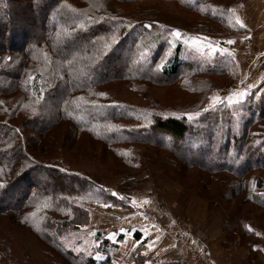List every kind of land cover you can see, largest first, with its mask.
Instances as JSON below:
<instances>
[{
	"label": "trees",
	"instance_id": "trees-1",
	"mask_svg": "<svg viewBox=\"0 0 264 264\" xmlns=\"http://www.w3.org/2000/svg\"><path fill=\"white\" fill-rule=\"evenodd\" d=\"M35 1L29 0V5L30 8L37 10L38 2L42 0ZM177 1L193 11H198L200 13L198 15L208 19L207 21L223 23L227 29L230 27L227 19L234 20L232 30L236 31L235 28L238 26V33H245L235 20L233 10L227 11L220 6H211L213 0H194V4L189 0ZM22 2L23 0L15 3L13 0L7 1L3 9L5 13L0 12V15L2 14L0 38L6 40L7 33L10 32V43H0V195H4L0 196L1 213H10L15 218L20 216L24 219L22 213L36 206L39 209L47 208L54 214H64L67 217L63 220L47 218L41 222L43 227L47 221L44 230L48 233L46 239L42 237L41 241H47L46 245L52 249L49 254L53 252L62 254L66 256L69 264H115L112 260L113 253L120 250L128 228L123 232H117L115 229L107 232L98 231L96 234L102 238H99V235L96 237L97 240L94 242H98L99 246L94 247L90 256L87 254L78 256L72 249H67L58 238L63 232L70 234L84 231L90 225L92 214H89V204L99 205L110 213L114 210L125 211L134 208L124 198L125 193L131 191L128 189H133L132 186L127 188L128 185H122V191L126 192L119 194L95 184L90 177L70 172L60 166L64 165L57 160L61 156L57 158L51 156V152L56 149L64 151L68 142H72L71 147L78 144L79 148L85 151L82 146L87 140L94 147L102 149V157L106 158L111 152L117 168L107 167L98 157L96 160L104 168L103 174L118 178L146 167L141 161L144 156L139 152L134 154V149L153 151L147 157L148 161L160 164L163 170L173 175L181 187L197 190L203 199L221 205L227 210L229 219L225 222L224 229L225 233L230 234L229 237L252 236L254 221L264 227V160L258 159L254 164H250L255 157L264 159L263 101H256L250 95L245 101L244 99L241 102L237 101L232 106V114L228 112L230 105L224 109V115L229 118L234 119L244 114L236 122L237 136L232 142L227 141L230 149H233L232 155L238 160L242 158V168L228 164L230 155L225 153L226 143L222 147L224 156L213 155L211 148L208 151L211 156L222 158L223 163L216 160L212 163L210 160L207 162L201 157L202 154L193 158L195 150L188 147V141L197 132L195 124L200 122H195L194 118L191 119L183 112V115H175L172 112L163 116L158 114L159 112L151 111L150 120L142 122L127 115L117 116L116 112L109 110V106L99 103L103 95L101 93H104L101 86L114 81V78H118L115 79L118 82L126 80L127 77L133 81L142 80L138 85L140 89L142 86H157L164 83L172 85L181 76V69H187L190 74L187 77H190L189 79L196 77L197 80L202 78L201 86L205 88L208 76L220 77L235 67L232 53L223 50L221 52L219 49V53L223 55L216 67L211 65V60L218 57L219 53L208 54L211 59L207 57L204 60L200 56L201 51L198 54L191 52L192 55L188 54L183 58L182 52L184 48L186 50L185 43L188 38L184 37L183 41L178 36L171 35L172 29L166 24L148 18L133 24L134 20H128L120 14L117 16L106 14L101 18L94 11L95 20L85 24L86 33L90 34L86 35L94 39L91 43L86 42L84 49L91 50V53L79 51L74 61L72 59L74 53L69 54V59L63 60L60 45L58 46L62 35L59 23H54L52 19L47 20L41 15L42 19L33 27L26 24L27 17L19 16H17L19 19H16L17 26L12 25L11 28L7 24L11 22V17L16 15L14 11ZM57 5L58 3L54 4L55 8ZM52 8L53 12L55 8ZM35 10L29 12L30 21L36 15ZM71 29V26L66 27L67 36L70 38ZM84 34L85 32H81L80 36L83 37ZM107 35H112L113 38L110 39ZM191 35L198 41L197 46H201L203 52H208L210 45L207 44L211 42V36L205 35V38L199 36L198 39ZM14 38H18L19 42L14 41ZM71 40L73 39L69 42L70 49L77 43L73 40L75 43L72 44ZM218 41L219 47L226 44L223 39ZM126 44H129L128 52L123 48ZM168 48H171V53L163 59ZM122 52L125 54V60L131 62L145 57L146 73H133L131 68L127 69L125 66L121 71L115 70L113 74L104 76L100 75L99 68L92 69L85 71L92 78L88 82L89 86L85 89L75 87L77 66L73 62L79 59L85 63V69L90 66L88 63H92L93 59L100 58L103 67L112 60L115 61L116 57L120 59ZM163 77L165 79L161 80ZM195 83L194 79L193 84ZM199 83L200 81L198 85ZM251 110L253 117L248 115ZM146 111L149 112V108ZM204 114L205 112L200 116ZM122 118H128L130 125ZM209 118L215 117L210 114ZM119 122L124 123L118 124ZM251 128H255L258 134L255 133L256 141L251 142L255 144L249 148L246 144L253 133ZM84 156L94 158L88 153ZM195 169H199L200 173L193 172ZM252 172L257 174L252 179L246 178ZM207 188L210 191L215 189L216 195L213 196L210 192L209 194ZM12 201H14L12 205L7 204ZM246 204L251 207L246 209ZM141 205L144 207L145 204ZM109 217H113L114 220L117 218L115 212ZM16 220L19 222L21 218ZM142 236V232L136 231L134 239L140 241L143 239ZM38 238L40 239L39 236ZM145 242L147 240L143 239V244ZM2 245L3 240H0V246ZM0 252V264H12V259L8 262L3 261L6 256L9 257L5 248H0ZM132 261L131 264H153L147 262L142 253L137 254Z\"/></svg>",
	"mask_w": 264,
	"mask_h": 264
},
{
	"label": "rangeland",
	"instance_id": "rangeland-1",
	"mask_svg": "<svg viewBox=\"0 0 264 264\" xmlns=\"http://www.w3.org/2000/svg\"><path fill=\"white\" fill-rule=\"evenodd\" d=\"M2 1L3 6L0 7V12L5 13L3 9L5 8L7 1L12 0ZM16 1L19 0H13V3ZM38 1L39 0H36L35 2ZM242 1L243 0H216V3L215 0H213L211 2V6H220L227 11L233 10L232 14L235 15V20H237L235 13H237ZM189 2L194 4V0H189ZM55 3H58L60 6L58 7L57 5L55 8ZM38 4L37 10H35L34 8H30L29 0H23L20 7L14 11L16 15L11 17V22L7 24L13 28L12 25H14V27L18 25L17 20L19 18L27 17V20L25 19L26 24H28L29 27H33L35 23L40 22L42 19L41 15L47 18V20L52 19L54 20V23H59L60 32L62 31V35H60L61 37L58 46L60 45V51L63 60L69 59V54L74 53L72 58L74 61V59H77V53L79 51L91 53V50L84 49L86 46L85 43H91L94 39L89 38L86 35L90 34L86 33L87 29H85V24L88 21L91 22L92 20H95V16L93 14L94 11H96L101 16V18H104L106 14L116 16L120 14L122 17L127 18L128 20H134L135 22H133V24H136L137 21L140 22L142 20H147V18L148 20L151 19L161 24H166L167 27L172 29L173 33L171 35L175 37L178 36L180 39H183V41L184 37L188 38L185 43L186 50L184 48V51L182 52L183 58L185 55L198 54L201 51L200 56L203 60L207 57L211 59L210 55L219 53V49H221V52H223L222 50L226 46L224 45L219 47V39H223L226 43H229L233 37H237L239 35L238 26L235 28L236 31L232 30V24H235L234 20L230 21L228 20L229 18L227 19L228 25L230 24V27L227 29L223 23L207 21L208 19L198 15L200 14L198 11H193L190 7L188 8L183 4H179L177 0H52V2L50 0H42L39 1ZM52 7L55 8L53 12L51 11L53 9ZM34 10L36 11V18L34 16V18L30 21L28 19L29 12H33ZM48 15L50 16L48 17ZM17 16H19V18ZM0 17H2V14ZM69 26L72 28L70 30L72 36L71 38L67 36L66 31V27ZM205 30L209 32H205ZM81 32H85L83 37L80 36ZM7 34L6 40L5 38L4 40L0 38L1 44L10 43V32ZM191 34L196 36L198 39L199 36H203L204 38L207 35L211 36V42H208L207 44L208 46L210 45L208 52H203V48L201 46H197L199 45L198 41L193 38ZM107 36H109L110 39L113 38L112 35ZM32 37H34L33 34ZM28 38H30V35ZM70 39H73L75 42H77L75 43L73 40H71L72 44L75 43L71 49L69 48ZM83 40L85 41L83 42ZM14 41L19 42V39L14 38ZM128 47L129 44H126V46L123 48L128 52ZM170 53L171 48H168L167 52L163 56V59ZM222 55L223 53H219L218 57L213 58L211 60V65L216 67ZM93 60L94 61L92 63H88L90 66L86 67L85 69V63L79 59L77 62H73V64H76L77 66V79L75 81V87L77 89H85L89 86L88 82L92 78L90 75L86 74L85 71L92 69L97 70L99 68L98 71L100 72V75L104 76L107 74H113L115 70L121 71V69L125 66L127 69L131 68V72L133 73H146L147 62L145 57L139 58L138 60H135V62H131V60H125V54L122 52L120 59L116 57L114 58L115 61L112 60V62H109L103 67H101L102 63L99 61L100 58H95ZM180 75L181 76L178 78V80L173 82L172 85L164 83L157 86H142L140 89H138V85L142 83V80L133 81L130 77H127V74V79H122L120 82L115 80L118 78H114V81L108 82L107 85L101 86L102 92L104 93H101L103 95H101V100H99V103L103 106H109V110L111 112H116L117 116L127 115L130 118L134 117L135 119H138L137 121L142 122H148L150 120L149 113H151V111H156L157 113L159 112L158 114L163 116L172 114V112L175 115L182 114L183 112V114H186L191 119L194 118L195 122H200V124H195V131L197 132L194 133L191 139L189 138L190 140L188 141V147L193 149V151L195 150L192 155L193 158L202 154L201 157H203V159H205L207 162L210 160L212 163L214 160H216L223 163L222 158H218L217 156L213 155L224 156L222 153V147L226 143L225 148L227 149L225 150V153L230 155V162H228V164L236 168H242V158L238 160V158L232 155L233 149H230L227 141L230 140L232 142V140H234L237 136L238 130L236 129V122L244 114L241 116H236L234 119L224 115V109H227L228 105H230L228 112L229 114H232V106L235 105L237 101L241 102V100H243V88L240 87L242 79L240 70H236L235 67H232L231 70L229 69L228 73L222 74L220 77L208 76L206 79L208 81L205 88H202L201 86V84H203L201 81L202 78L197 80L196 77H192L196 81V83L193 84L194 79L191 80L192 78L189 79L190 77H187L190 75L189 70L181 69ZM116 76L117 75H115V77ZM164 79V77L161 78V80ZM199 81L200 83L198 85ZM148 108L150 110L149 112L146 111ZM233 111L243 112L241 110ZM203 112H205V114L200 116V114ZM210 114H212L215 118L210 119ZM248 115L249 117L252 116V110L248 113ZM122 119H125L126 123L130 125V122L127 120L128 118ZM123 123L119 122L118 124ZM201 124H204L205 126L202 127ZM251 129H253V133L247 139L248 144H246V147L249 146V148L252 144H255L251 142L256 141L255 133H257L255 128ZM96 143L97 142H94V144ZM71 144L72 142H68L64 148V151H59L57 149L54 150L51 152V156L56 158L57 156H61L58 157L57 160L64 165L59 163L60 166L69 170L70 172L77 173L81 176L85 175L90 177L95 181V184L97 183L98 185L104 186L105 188L109 190L111 189L117 193L125 191H122V185H128L127 188L132 186L131 188L133 189H128L131 191L125 193L124 198L134 208L126 209L125 211H112L115 212L117 217L114 220L113 217H109L112 212H107L102 207L95 205L94 203L89 204V214H92L90 225L84 231H75L71 232L70 234L63 232L58 237L67 249H72L78 256L81 254H87V256H90L92 251L95 249L94 247L97 248L99 246L98 242L94 241L97 240L96 237L99 234L96 233L100 230L107 232L115 229L117 232H123L128 228L125 240L128 236H131V238L134 239V234L136 233L140 222L149 219L148 217L140 215H143L142 211H146L147 213V209L149 208H152L153 210V207L155 206L153 203L155 197H158L161 203H164L167 206L169 205V207L172 202H175L177 205L171 204V206L177 207L173 210L177 212V217L180 218L178 219L179 222L183 221V219L187 220L185 217L182 218L178 216L179 212H185L187 210V204L184 202L186 197L183 198V194L182 196H179L173 189L183 188V186H180L172 174L163 170V167L160 164L147 160V157L153 151H146L140 148L134 149V154L139 152L142 156H144L141 158V161L142 164H146V167H143L136 173L129 174L127 176L124 175L123 178H118L103 174L102 172H104V168L100 166L96 160V157H98L100 162L106 164L107 167H111L112 169L117 168L116 162L110 155L111 152L105 158L102 157V149L94 147V145L87 140L82 146L85 151L80 149L78 144L72 147L70 146ZM210 148L212 150V156L208 153ZM85 153L92 155L94 158H88L84 156ZM258 159L261 161L264 160L260 157H255L250 164H254ZM199 171V169L193 170L195 173H200ZM256 174V172H252V174L247 175L246 178L252 179ZM197 183L198 185L200 184L199 182ZM187 189L189 188L184 190ZM206 191L208 193H212L213 196L216 195L215 189L212 190V192L209 190V188H207ZM198 194L201 196L199 192ZM0 196L4 197V195ZM90 201L92 200H89V202ZM13 202L14 201L7 202V204L12 205ZM178 203L180 205H178ZM141 204H145L143 205L144 207H142ZM245 206L246 209L251 207L249 204H246ZM219 207H221V205H219ZM31 208V210H26V212L22 213L24 219L20 216L18 217L21 218L19 222L16 220L18 218H15L12 214L0 212V240H3V245L0 246V248H5V251H7L9 256H6L3 261L8 262L10 259H12V264H69L68 259L65 258L66 256L54 252L53 254H49L52 252V249L48 248L46 245L47 241H41L42 237L43 239H46V234L48 233L47 230H44V224L47 223V221L43 224V227L41 224L44 219L46 220L47 218H52L55 221H59L63 220L67 216L58 213L54 214L47 208L39 209L36 206H32ZM221 209L224 215H226L227 221L229 219L227 210L223 207H221ZM163 213L164 212H161L162 215ZM255 224H258L260 227L263 226L259 222L254 221L253 225ZM99 236V238H102L101 235ZM242 238L244 239L243 236ZM125 240L123 242H125ZM198 242L203 244L200 241Z\"/></svg>",
	"mask_w": 264,
	"mask_h": 264
},
{
	"label": "crops",
	"instance_id": "crops-1",
	"mask_svg": "<svg viewBox=\"0 0 264 264\" xmlns=\"http://www.w3.org/2000/svg\"><path fill=\"white\" fill-rule=\"evenodd\" d=\"M236 16L245 33L233 37L223 51L232 53L235 69L240 70L244 101L252 95L264 103V0H243ZM173 189L186 197L187 210L178 216L187 220L179 222L173 210L177 207L171 206L177 205L175 202L169 207L155 197L153 210L140 215L149 219L137 227L147 242L128 236L113 253L115 264H131L141 253L153 264H264L263 226L255 224L252 236L244 239L241 235L229 237L224 229L227 218L219 205L204 200L197 191ZM198 241L204 244L203 249Z\"/></svg>",
	"mask_w": 264,
	"mask_h": 264
},
{
	"label": "built area",
	"instance_id": "built-area-1",
	"mask_svg": "<svg viewBox=\"0 0 264 264\" xmlns=\"http://www.w3.org/2000/svg\"><path fill=\"white\" fill-rule=\"evenodd\" d=\"M198 247H200V249L204 248V247H203V244H201V243H199V242H198Z\"/></svg>",
	"mask_w": 264,
	"mask_h": 264
}]
</instances>
